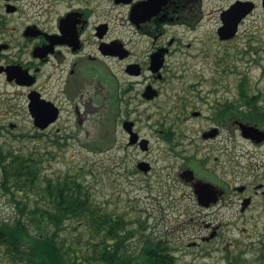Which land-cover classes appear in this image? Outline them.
Wrapping results in <instances>:
<instances>
[{
	"label": "rangeland",
	"instance_id": "rangeland-1",
	"mask_svg": "<svg viewBox=\"0 0 264 264\" xmlns=\"http://www.w3.org/2000/svg\"><path fill=\"white\" fill-rule=\"evenodd\" d=\"M238 33L237 39L220 42L214 27L198 28L191 56L167 59L162 96L142 103L132 98L127 115L136 119L139 134L149 140L146 151L126 144L127 134L118 119L126 108L121 105L116 106L114 122H105L107 112L83 124L79 132L64 130L65 123L58 122L49 134L20 138L10 147L23 158L29 153L39 158L41 178L76 176L101 208L126 220L138 219L135 225L145 227L142 236L167 237L178 264H228L227 254L240 255L251 264L264 251V194L259 188L247 212L240 214L234 187L263 183L264 189V143L245 141L231 122L222 125L216 137H201L202 131L218 125L211 118L216 104L242 100L238 97L242 78L247 94L257 95L264 105L261 6L248 15ZM115 70L120 73L118 64ZM195 108L201 110L200 117H190ZM185 115L189 117L184 119ZM31 128L25 122L18 130ZM68 133L76 137H63ZM140 158L151 165L147 173L136 168ZM184 167L223 187L224 199L200 206L192 187L177 176ZM14 213L0 189V218H12ZM214 230L217 235L203 239ZM130 242L132 248L138 247L141 239Z\"/></svg>",
	"mask_w": 264,
	"mask_h": 264
},
{
	"label": "flooded vegetation",
	"instance_id": "flooded-vegetation-1",
	"mask_svg": "<svg viewBox=\"0 0 264 264\" xmlns=\"http://www.w3.org/2000/svg\"><path fill=\"white\" fill-rule=\"evenodd\" d=\"M249 3L253 9L248 15L257 5L264 9V0H0V153L9 160L11 154L18 155V149L10 146L20 138L45 136L58 122L65 123L64 130L71 127L77 132L106 112L105 122H114L117 105L126 107L118 118L121 125L125 120L132 121L133 130L142 138L136 119L127 115L132 98L142 103L162 96L160 82L165 79L167 59L180 54L190 57L198 28L214 27L220 42L237 39L238 32L221 40L217 29L226 25L223 17L231 5ZM248 15L241 18L238 27L244 25ZM160 58L162 64L156 70ZM241 103L225 100L216 104L211 118L218 125L202 131L201 137H216L228 122L238 129L242 120L238 111L225 110L227 106L240 108ZM200 111L192 109L190 117H200ZM54 113L55 119L44 128L36 124ZM25 122L32 125L31 132H19ZM63 137L75 138L76 134ZM245 141L257 146L264 143V139ZM126 144L139 148L137 141ZM185 169L192 170L184 167L177 176L192 187L197 202L200 195L202 201H209L205 207L224 199L226 191L217 184L215 200L200 188L195 193L196 180H209L194 171L189 177L183 173ZM262 185L234 187L240 214L247 212L259 188L264 194ZM247 198L248 205L242 210L241 203ZM215 235L214 230L203 239Z\"/></svg>",
	"mask_w": 264,
	"mask_h": 264
},
{
	"label": "trees",
	"instance_id": "trees-1",
	"mask_svg": "<svg viewBox=\"0 0 264 264\" xmlns=\"http://www.w3.org/2000/svg\"><path fill=\"white\" fill-rule=\"evenodd\" d=\"M240 82L243 122L264 128V105ZM241 120V121H242ZM57 142V140H55ZM0 153V189L14 206L0 218V264H178L167 237L142 236L144 228L94 203L76 176L40 177V159ZM66 229L73 231L62 234ZM140 238L138 247L131 239ZM228 264H250L227 254ZM251 264H264V251Z\"/></svg>",
	"mask_w": 264,
	"mask_h": 264
},
{
	"label": "water",
	"instance_id": "water-1",
	"mask_svg": "<svg viewBox=\"0 0 264 264\" xmlns=\"http://www.w3.org/2000/svg\"><path fill=\"white\" fill-rule=\"evenodd\" d=\"M250 5L247 6L248 4H244L242 5H236L233 4L230 6V8L225 11L226 16L223 17V21L226 25L218 27L217 29V34L219 36V38L221 40H225V39H229L230 37H233L235 35V33L237 32L238 29V23L241 20V18L245 15H248V13L252 10L253 6L252 3H249ZM264 6V4H263ZM162 64V59L160 58L158 63L156 62V65L154 66V68L157 70ZM150 90V86L147 87V91L148 92ZM145 92V93H146ZM152 96V95H149ZM40 108V107H37ZM56 114L54 113V115L52 117H50V119H46L45 122L43 123H39L37 122L36 124L40 127V128H44L45 126H47L50 122H52L55 119ZM37 119V117H36ZM35 119V120H36ZM133 122L129 121V120H125L122 123V128L127 132L128 134V144H134L136 141L139 144V148L141 150H147L148 148V140L146 138H141L138 139V134L136 131L133 130L132 128ZM239 129L241 131V135L245 138H249L253 141L259 142L261 140L264 139V130L260 129L259 127L255 126V125H251V124H247V123H243L239 122L238 123ZM149 163L146 161H139L137 163V168L143 172H147L150 167H149ZM183 173L185 175H189L193 177V171L190 169H185L183 170ZM194 191L195 193L198 194V191L196 190V188H200V191H205V192H210L211 196H213L212 200L216 199L215 195V189H218V187L209 182V181H202V180H196L194 183ZM239 189H241V187H239ZM221 193V191H220ZM200 195V193H199ZM201 196V195H200ZM199 196L200 199H198V203L204 206H207L209 204V201H202L201 197ZM210 200V199H209ZM248 198L245 199L241 204H242V209L246 207V205H248Z\"/></svg>",
	"mask_w": 264,
	"mask_h": 264
}]
</instances>
